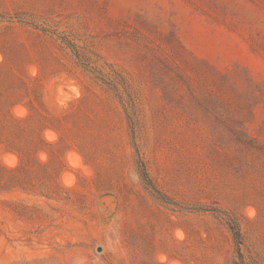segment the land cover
Segmentation results:
<instances>
[{"label":"rangeland","instance_id":"1","mask_svg":"<svg viewBox=\"0 0 264 264\" xmlns=\"http://www.w3.org/2000/svg\"><path fill=\"white\" fill-rule=\"evenodd\" d=\"M224 212L264 264V0H0V264H240Z\"/></svg>","mask_w":264,"mask_h":264},{"label":"trees","instance_id":"2","mask_svg":"<svg viewBox=\"0 0 264 264\" xmlns=\"http://www.w3.org/2000/svg\"><path fill=\"white\" fill-rule=\"evenodd\" d=\"M61 38H62V40H64L63 42L68 47L72 48L75 52H77L75 49L76 45L74 43H71L66 37H61ZM76 54H78V53H76ZM112 86H113V88H115L114 85H112ZM137 162L140 165L139 174H140V177L142 178L144 184H146L147 186H150L153 190H155L154 189L155 187H153V184H152L150 178L148 177V174H147V171L145 170L143 162L141 161L140 158H138ZM223 214L227 217V220H228L227 224H228V227L232 233L234 243L236 245V250L240 256V264H245V261L243 260V257L241 255V253L239 252V243H240L239 240L241 238V233H240V229L238 226V222L232 214L226 213V212H224Z\"/></svg>","mask_w":264,"mask_h":264},{"label":"clouds","instance_id":"3","mask_svg":"<svg viewBox=\"0 0 264 264\" xmlns=\"http://www.w3.org/2000/svg\"><path fill=\"white\" fill-rule=\"evenodd\" d=\"M159 259H160V261H161V264H163L164 257L161 256V257H159Z\"/></svg>","mask_w":264,"mask_h":264}]
</instances>
